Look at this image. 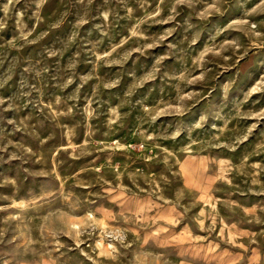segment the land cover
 <instances>
[{"label": "rangeland", "instance_id": "374dc122", "mask_svg": "<svg viewBox=\"0 0 264 264\" xmlns=\"http://www.w3.org/2000/svg\"><path fill=\"white\" fill-rule=\"evenodd\" d=\"M0 264H264V0H0Z\"/></svg>", "mask_w": 264, "mask_h": 264}]
</instances>
